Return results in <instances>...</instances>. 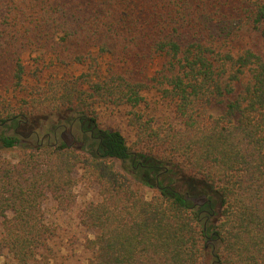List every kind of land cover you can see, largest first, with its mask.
Wrapping results in <instances>:
<instances>
[{"label": "trees", "instance_id": "1", "mask_svg": "<svg viewBox=\"0 0 264 264\" xmlns=\"http://www.w3.org/2000/svg\"><path fill=\"white\" fill-rule=\"evenodd\" d=\"M154 92L179 126L143 111ZM80 184L88 264H264V0H0V256L48 264L44 206Z\"/></svg>", "mask_w": 264, "mask_h": 264}, {"label": "rangeland", "instance_id": "2", "mask_svg": "<svg viewBox=\"0 0 264 264\" xmlns=\"http://www.w3.org/2000/svg\"><path fill=\"white\" fill-rule=\"evenodd\" d=\"M74 70L76 71V67H74ZM82 70V67H79L77 73ZM146 98L147 103L142 107L145 113L150 115L155 114L164 121L179 126V122L174 118V113L168 103L158 99V95L155 92L147 93ZM213 112L219 114L220 109L214 108ZM97 117L102 127H118L130 144L135 141V131L128 124L127 108L101 106L97 108ZM55 120L58 119L53 115H50L48 118H42L40 120L42 123L40 132L43 133L47 131L50 124ZM85 125L89 124L85 123ZM41 139H43L42 134ZM5 155L14 161H17L19 158L17 151H6ZM171 169L174 170L173 172H177L176 169L179 168L178 166L171 165ZM154 173V171L151 174L144 171L141 174V178L156 187L167 185L169 180L175 178L177 187L180 186V188L183 189L187 188L183 180H180L182 179L179 177L180 175H174L173 177L169 174L164 176L165 179H163L162 176L159 177L158 174L155 175ZM140 189L147 198H150L155 193L153 188L146 187L142 184H140ZM75 191L77 193V201L69 210L59 209L53 200H48L44 206L47 222L52 224L57 231L56 236L51 240L50 252H46L48 264H88L89 257L91 256L90 252L85 249L84 242L86 237H93L95 233L93 230L80 224L79 211L87 202L98 198L97 188L94 185L80 184ZM1 221L2 217L0 216V233L2 231ZM0 264H16V261L12 256L5 253L0 256Z\"/></svg>", "mask_w": 264, "mask_h": 264}]
</instances>
